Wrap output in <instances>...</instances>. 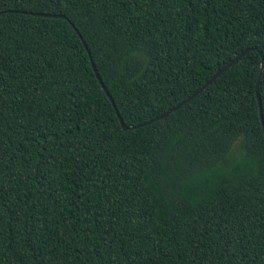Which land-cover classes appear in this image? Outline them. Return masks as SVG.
I'll use <instances>...</instances> for the list:
<instances>
[{
  "label": "trees",
  "instance_id": "16d2710c",
  "mask_svg": "<svg viewBox=\"0 0 264 264\" xmlns=\"http://www.w3.org/2000/svg\"><path fill=\"white\" fill-rule=\"evenodd\" d=\"M263 59L264 0H0V264H264Z\"/></svg>",
  "mask_w": 264,
  "mask_h": 264
},
{
  "label": "water",
  "instance_id": "95a60500",
  "mask_svg": "<svg viewBox=\"0 0 264 264\" xmlns=\"http://www.w3.org/2000/svg\"><path fill=\"white\" fill-rule=\"evenodd\" d=\"M38 16H40V17H46V18H62V19H65V16H63V15H61V16H58V15H43V14H37ZM72 26L75 28V26L72 24ZM75 30H76V28H75ZM76 32L78 33V35L80 36V38L82 39V37H81V35H80V33H79V31L78 30H76ZM253 50V49H252ZM250 51V50H249ZM249 51H246V52H244L243 54H241L235 61H237L238 59H240L242 56H244L247 52H249ZM260 55H261V53H260ZM235 61H233V62H231L229 65H227L226 67H224L222 70H220L199 92H198V94L199 93H201L202 91H204L222 72H224V71H226L229 67H231L233 64H234V62ZM263 67H264V59L262 60V70H261V72L263 71ZM95 72L97 73V70L95 69ZM97 77H98V79H99V82L101 83V85H102V88L105 90V92L107 93V95H108V97H109V99L111 100V102H112V104H113V106H114V108H115V110H116V113H117V115H118V117H119V119H120V121H121V123H122V125L124 126V128H125V130H127V129H137L138 127H131V128H127L126 126H125V124H124V122H123V119L121 118V116H120V113H119V111H118V109H117V107H116V105H115V103H114V101H113V99H112V97L110 96V94L108 93V91H107V89H106V87H105V85L103 84V82L101 81V79H100V77L98 76V74H97ZM260 79V78H259ZM260 81V80H259ZM259 84V83H258ZM192 99V97H190L188 100H186L185 102H183V103H181V104H179L177 107H175L173 110H171L170 112H168V113H166L165 115H163V116H160V117H158L156 120H160V119H162V118H164V117H166V116H168L171 112H174V111H177L184 103H186V102H188V101H190ZM258 99H259V103H260V98H259V96H258ZM262 118H263V116H261ZM153 121H155V120H152V121H149V122H147V123H145L143 126H146V125H149V124H151ZM263 126H264V124H263Z\"/></svg>",
  "mask_w": 264,
  "mask_h": 264
}]
</instances>
